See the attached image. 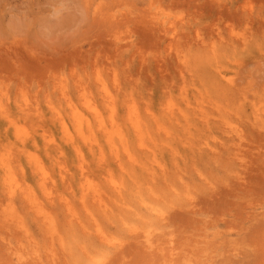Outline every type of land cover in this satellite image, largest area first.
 <instances>
[{
    "label": "rangeland",
    "instance_id": "obj_1",
    "mask_svg": "<svg viewBox=\"0 0 264 264\" xmlns=\"http://www.w3.org/2000/svg\"><path fill=\"white\" fill-rule=\"evenodd\" d=\"M142 197L160 217H140ZM89 263L264 264V0H0V264Z\"/></svg>",
    "mask_w": 264,
    "mask_h": 264
},
{
    "label": "bare ground",
    "instance_id": "obj_2",
    "mask_svg": "<svg viewBox=\"0 0 264 264\" xmlns=\"http://www.w3.org/2000/svg\"><path fill=\"white\" fill-rule=\"evenodd\" d=\"M99 83H100V86H101L102 91L104 93L103 96L105 98V103L111 109V113L113 114V112L115 111V108H114L115 105L113 103L112 94L108 91V89L105 86H103V84L101 83V81ZM165 109L167 110V114L169 115V117H171V119L173 121H176L177 123L178 122L181 123L182 121L188 122V118L189 117H188V114L187 113H185V112L182 113L181 111L175 112L174 111V108L172 106H170V104H168V103H166ZM95 112H96V115L98 116L99 125L102 126V127H104L105 124H104L103 118L101 117V115L98 113V111L96 109H95ZM197 116H198V118H200L202 125L204 127H206V128H212V127H214L215 129L221 128V129H223V132L228 133L227 135H229V132L232 131V128L229 126V122L226 119H224L223 122L220 121L221 118L209 119L201 107H199L198 110H197ZM126 118L129 121V123H130V125L132 127V130L135 133V136L139 139V144L138 145L143 148L144 147V143L142 142V136L146 132L145 130H146L147 126H148V123H146L145 121L142 122V121H140L138 119V116H137V114H136V112H135L134 107H133L132 104L128 105V110H127ZM75 120L77 121V126H78L77 127V130H78L79 134L84 135V131H83V128H82V121H83L82 120V117L81 116H78L77 114H75ZM156 124H158V123H156ZM86 125H87V129H89V124H86ZM220 125L223 126V128L222 127H219ZM64 128H65V125H64ZM237 130L238 131H234V133L240 137L239 129H237ZM112 139L113 138L110 136L109 137L110 144L113 145ZM120 141H124L123 137L120 139ZM229 141H231V140H229ZM231 142H232V146H229L230 148H226V150H227L228 153H231L232 150L235 149L236 150L235 154H236L237 153V149H238V143L237 142L235 143L233 141V139H232ZM75 150H76V154L78 155V158L80 160H82L83 159V152H82L81 146L80 145L75 146ZM124 153H126L128 159H131V160L135 161V157L133 156L132 153H130L128 151L127 148H125ZM212 154H213L212 155L213 157L220 156L218 150L217 151H212ZM115 157L120 162L119 153H116L115 152ZM1 164H2V167H3V170H4V174L2 175V177H1L2 179L1 180L3 182L4 188L6 189V193L11 196L14 193V191H15V186L13 184L14 183L13 182V176H12L11 171L9 169L8 162H6L4 160H1ZM32 164L34 166V169L36 170V173L39 176L38 180H39V184H40L41 188L43 190H45L46 193H49L48 192L49 191V188H48V186L45 183V176H46L47 172L44 170V168L41 165V163L39 162V160H37V159L35 160L34 159V161L32 162ZM135 164L137 165V169H138L139 172L140 171L141 172L148 171L149 174L151 175V178L153 179V177H154L153 169L152 168H149V170H147L148 168L145 167L144 161H135ZM120 166H121V162H120ZM130 170H132V168ZM137 174H139V173H137ZM135 177H136V179H138V176L137 175ZM109 180H110V183H111V187H112V189H113V191L115 193V198L118 199V200H121L122 199V197H121L122 196V189H121V187L113 179L109 178ZM81 190H82V198H84L85 195L89 191H91L92 192V195L97 199V202L100 205L103 204L102 203V199L100 197V194H99L98 190L97 189H93V186H89V184H87V182L81 183ZM134 191L139 193V190L138 189H136ZM152 198H155L157 200L159 198V196L157 195V193L155 191H154V196ZM28 201L30 202L31 207L32 208L34 207L35 208V211L37 210V212H36L37 214L39 212H43L44 211L43 209L38 210V205H39L38 203H34L31 200H28ZM152 201H153L152 199L150 201L149 199L146 200V198H144V197H142L141 199H139V206H140L139 207V211L141 210V208H143V212L141 213V216L140 217L151 218L154 215H157V216L159 215V217L161 216V213L159 212L160 210L157 209L158 206L155 207L154 204L152 205V203H153ZM122 211L123 212L125 211V213L130 214V215L139 216V212L135 208L126 209V210H120L119 213L121 212L123 214ZM41 214H43V213H41ZM47 218H45L44 216H42V219L41 220H42V223L43 224H47V222L50 220L49 219L47 221ZM96 231H97V234H99L98 236L100 237V239L102 241L105 240L102 232L98 228H96ZM143 237H144V240H146L151 245V242L152 241H150V238H148V235L147 234H144ZM145 237H146V239H145ZM101 243H103V242H101ZM87 258H88V260L91 261L92 256L89 255V256H87Z\"/></svg>",
    "mask_w": 264,
    "mask_h": 264
}]
</instances>
